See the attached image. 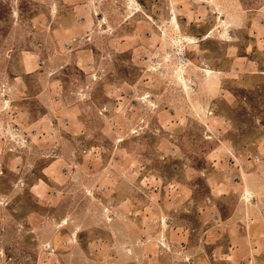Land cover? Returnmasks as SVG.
<instances>
[{
    "label": "rangeland",
    "instance_id": "1",
    "mask_svg": "<svg viewBox=\"0 0 264 264\" xmlns=\"http://www.w3.org/2000/svg\"><path fill=\"white\" fill-rule=\"evenodd\" d=\"M0 264H264V0H0Z\"/></svg>",
    "mask_w": 264,
    "mask_h": 264
}]
</instances>
